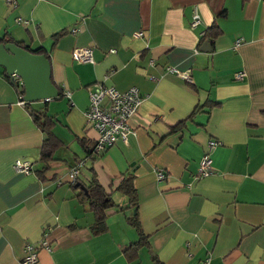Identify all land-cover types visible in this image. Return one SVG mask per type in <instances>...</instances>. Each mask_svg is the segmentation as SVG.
Listing matches in <instances>:
<instances>
[{
	"label": "crops",
	"instance_id": "1",
	"mask_svg": "<svg viewBox=\"0 0 264 264\" xmlns=\"http://www.w3.org/2000/svg\"><path fill=\"white\" fill-rule=\"evenodd\" d=\"M213 24L219 35L206 37ZM2 36L45 49L63 94L26 102L0 66V264H19L26 245L37 251L30 264H264V0H0ZM82 47L93 63L73 59ZM95 82L135 86L142 101L126 141L89 158L81 139L98 135L86 119ZM33 110L60 142L43 179L47 134ZM209 139L219 142L211 172L197 176ZM82 160L74 188L67 174ZM127 173L136 206L116 189ZM93 178L111 199L100 233L77 196ZM134 215L147 243L128 260Z\"/></svg>",
	"mask_w": 264,
	"mask_h": 264
},
{
	"label": "built area",
	"instance_id": "2",
	"mask_svg": "<svg viewBox=\"0 0 264 264\" xmlns=\"http://www.w3.org/2000/svg\"><path fill=\"white\" fill-rule=\"evenodd\" d=\"M199 22L198 13H194L191 21V26H195ZM136 36H142L138 32ZM73 59L84 64L93 63L92 48L82 47L73 50ZM171 73H178L177 69L169 68ZM243 72H238L235 76L237 78L243 77ZM187 79V75H183ZM88 92V110L86 112V119L90 126L98 133L94 152L99 153L106 148L111 147L117 140L126 141L128 134L131 132L129 126V118L138 110L142 101V96L139 89L135 86L127 90L120 91L114 86H107L101 82H95L87 86ZM64 95L69 96V91H64ZM23 102V101H21ZM215 139H209L207 148L203 153L199 166L197 176H205L211 172L212 158L211 152L218 145ZM84 165V160L70 168L68 171L69 183H75L80 169ZM31 163L27 161L17 160L14 163V169L20 172H29ZM159 178L163 177V173L158 171ZM42 246L48 248L47 242L42 241ZM37 251L31 245H26L25 255L20 260L19 264H30L36 260ZM198 264H209V258L200 260Z\"/></svg>",
	"mask_w": 264,
	"mask_h": 264
},
{
	"label": "trees",
	"instance_id": "3",
	"mask_svg": "<svg viewBox=\"0 0 264 264\" xmlns=\"http://www.w3.org/2000/svg\"><path fill=\"white\" fill-rule=\"evenodd\" d=\"M220 30L216 24H213L208 28L206 31L205 36L209 38H215L217 35H219ZM0 42H15L17 45L26 48L27 50H31L34 53L44 54L50 61V55L49 53L43 49L42 47L36 48V49H30L26 45L22 44L19 41H15L12 38H8L6 36L0 37ZM3 74L6 78H10L5 70H3ZM15 80V79H14ZM12 81L15 87L18 89L19 86L21 87L19 92L23 93V85L19 84L18 81ZM56 87L59 90V95L62 96L63 92L62 90L56 85ZM201 106H196L193 111L191 112L190 116L194 115L195 112L201 110ZM33 120L38 125V127L47 134V138L44 140L41 148L40 153V160L44 163L43 167L39 170H37V174L41 179L44 178V173L49 169V161L53 159V153L54 150L57 148V146L60 145L59 139L53 134L51 128L53 126V121L50 116H48L45 112H42L40 110H33L32 111ZM189 116V117H190ZM188 117V118H189ZM81 144L85 148L86 156L89 158H93L95 156L94 152V145L95 142L93 141H86L85 139H81ZM134 175L132 173L124 174L121 177L120 182L118 183L116 189L120 190L121 192L127 194L129 196L130 202L137 205V195H136V189L134 187ZM73 187L77 188V186L73 183ZM80 200L83 202H88L89 208L94 212L95 214V224L93 226V229L95 232L100 233L103 232L106 228L105 225V209H107L111 204L110 195L105 191V189L100 185V183L97 181L96 178H93L90 180L89 184L85 186V191L82 189L77 194ZM130 223L136 226L139 238L131 243L125 250L124 254L128 260H132L137 256L138 249L141 245L146 244L147 240L145 236L143 235L140 226L138 224V221L136 219V215H134L132 218H129ZM156 264H159V261L156 257L153 258Z\"/></svg>",
	"mask_w": 264,
	"mask_h": 264
},
{
	"label": "water",
	"instance_id": "4",
	"mask_svg": "<svg viewBox=\"0 0 264 264\" xmlns=\"http://www.w3.org/2000/svg\"><path fill=\"white\" fill-rule=\"evenodd\" d=\"M0 66L6 74L18 77L24 87L23 100H49L59 95L51 80V65L44 54L34 53L15 42H0ZM85 191L83 185L80 186Z\"/></svg>",
	"mask_w": 264,
	"mask_h": 264
}]
</instances>
